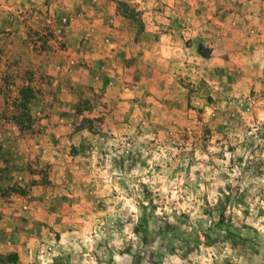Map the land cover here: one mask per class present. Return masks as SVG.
Segmentation results:
<instances>
[{
  "label": "rangeland",
  "instance_id": "1",
  "mask_svg": "<svg viewBox=\"0 0 264 264\" xmlns=\"http://www.w3.org/2000/svg\"><path fill=\"white\" fill-rule=\"evenodd\" d=\"M76 3L0 0V264H264V27L253 61L110 102ZM218 214L241 240L175 233Z\"/></svg>",
  "mask_w": 264,
  "mask_h": 264
},
{
  "label": "crops",
  "instance_id": "2",
  "mask_svg": "<svg viewBox=\"0 0 264 264\" xmlns=\"http://www.w3.org/2000/svg\"><path fill=\"white\" fill-rule=\"evenodd\" d=\"M75 1L74 11L79 2L84 8L86 0ZM258 1L93 0V6L87 8L93 19L91 43L102 55L91 64L96 71L101 66L105 71L93 81L98 86L94 90L100 89L110 102L146 91L148 97L157 96L156 87L163 88L160 95L168 97V88L176 80L191 81L198 60L225 66L232 61H253L250 48L260 46L261 35L256 31L264 27L259 21L264 6ZM121 3L129 6L127 10ZM61 7L56 15L64 14ZM200 44H207L206 56L200 55ZM49 224L44 227L48 229ZM35 234L34 229L24 237L33 240ZM12 264H22L20 255Z\"/></svg>",
  "mask_w": 264,
  "mask_h": 264
},
{
  "label": "trees",
  "instance_id": "3",
  "mask_svg": "<svg viewBox=\"0 0 264 264\" xmlns=\"http://www.w3.org/2000/svg\"><path fill=\"white\" fill-rule=\"evenodd\" d=\"M219 215V214H218ZM189 230L181 229L179 232L175 230L176 234H195V237L200 235L203 243H212L218 238H228L230 241L236 242L240 239V231L229 220H227L222 214L216 219L198 220L193 225L188 224ZM174 229H176L174 227ZM198 235V236H197Z\"/></svg>",
  "mask_w": 264,
  "mask_h": 264
},
{
  "label": "built area",
  "instance_id": "4",
  "mask_svg": "<svg viewBox=\"0 0 264 264\" xmlns=\"http://www.w3.org/2000/svg\"><path fill=\"white\" fill-rule=\"evenodd\" d=\"M63 20V19H62ZM43 251V250H42Z\"/></svg>",
  "mask_w": 264,
  "mask_h": 264
}]
</instances>
